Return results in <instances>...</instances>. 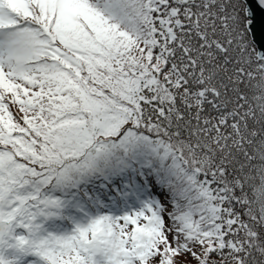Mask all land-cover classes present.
I'll use <instances>...</instances> for the list:
<instances>
[{"label": "snow or ice", "instance_id": "obj_1", "mask_svg": "<svg viewBox=\"0 0 264 264\" xmlns=\"http://www.w3.org/2000/svg\"><path fill=\"white\" fill-rule=\"evenodd\" d=\"M0 264H264V0H0Z\"/></svg>", "mask_w": 264, "mask_h": 264}]
</instances>
